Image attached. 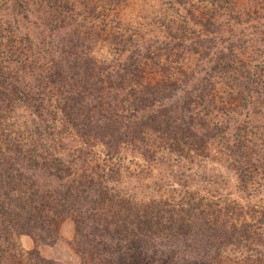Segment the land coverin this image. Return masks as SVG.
Returning <instances> with one entry per match:
<instances>
[{
    "label": "trees",
    "instance_id": "1",
    "mask_svg": "<svg viewBox=\"0 0 264 264\" xmlns=\"http://www.w3.org/2000/svg\"><path fill=\"white\" fill-rule=\"evenodd\" d=\"M123 1L100 2L107 6ZM209 1L201 24L194 28L188 19L179 22L166 48L167 56L177 53L181 58L190 51L203 63L194 70L169 66L156 78L146 72L149 62L133 53L117 68L94 57L77 0H0V11L13 19H32L38 13L35 39L42 35L39 48L28 33L19 37L0 25V264H8L3 252L12 248L15 236L45 240L44 231L53 232L66 218L89 227L94 254L107 257V262L118 256L120 264H221L222 252L231 245L254 249L255 237L242 220L227 221L205 202L178 209L161 201L123 199L109 187L107 168L87 167L92 165L89 154L99 147L112 160L125 145L142 144L154 155L160 147L199 150L217 138L226 141L239 178L248 183L254 164L246 126L232 130L229 123H216L211 128L200 111L213 112L218 75L232 77V109L244 112L262 105L264 54L237 65L242 46L236 47L231 36L252 28V35L264 36V16L251 25L233 8L227 12L233 21L222 26L217 19L224 0ZM260 3L264 11V0ZM258 14L254 8L248 15ZM116 99L120 106L113 103ZM21 108L32 111L40 123L19 137L8 120ZM195 119L204 131L195 128ZM62 133H76L79 143L66 147ZM60 145L67 149L64 155ZM29 255L28 264L46 262L37 250Z\"/></svg>",
    "mask_w": 264,
    "mask_h": 264
},
{
    "label": "rangeland",
    "instance_id": "2",
    "mask_svg": "<svg viewBox=\"0 0 264 264\" xmlns=\"http://www.w3.org/2000/svg\"><path fill=\"white\" fill-rule=\"evenodd\" d=\"M100 1L77 0V10L80 20L89 28V36L94 44L92 54L101 63L117 68L133 53L149 62L145 66L146 72L148 76L156 78L169 66L194 70L203 63L199 54L190 51L181 58L177 53L167 56L166 48L170 32L179 27V22L188 19L194 28L197 26L195 24H201L202 13L211 6L209 0H124L117 5L107 6ZM259 4L260 0H224L220 9L221 16L217 20L222 26H227L233 21L227 12L237 8L242 21L258 25L262 20L260 16H264L263 7ZM254 8L259 12L255 18L248 15ZM90 10L95 11L90 13ZM2 11L0 25L4 24L6 29L9 27L19 37L28 33L34 37L36 46L41 48L39 40L42 35L35 39L40 32L35 18L38 13L32 19H25L22 15L13 19L4 9ZM253 32L252 28L246 33L239 32L231 36V42L236 47L242 46L237 49V65L255 61L261 53L264 54V36L252 35ZM158 61L162 63L160 66L156 63ZM215 82L218 100L211 106L213 112H209V108L200 112L211 128L216 123H229L232 130L242 124L246 126V129L243 127L247 131L244 135L247 136L248 151L252 154L254 164L253 170L247 171L251 176L247 184L238 176L235 159L226 141L217 138L211 139L208 146L199 150L176 152L160 147L152 151L154 155L145 151L142 144H129L112 160L99 147L89 154L88 160L92 165L87 167L98 166L102 172L107 168L111 172L109 187L123 199L140 203L161 201L178 209L187 203L205 202L206 206H213L227 221L242 220L249 225L255 237L254 249L231 245L222 252L221 264H264V100L258 109L246 110L250 116L245 118L246 111L239 112L235 107L232 109L236 103H228L232 77L218 75ZM262 84L259 93L261 100L264 99V79ZM256 98L257 93L253 100ZM117 101L113 100V103L119 105ZM195 121V128L204 131L203 125ZM36 123H40L37 116L25 108L16 110L8 120L10 130L19 137L25 136L27 129L33 130ZM60 129L59 126L56 131ZM64 136L62 133L66 147L79 143L76 133ZM152 137L157 142V138L154 135ZM59 147L60 154L67 153L66 148L61 145ZM38 178L47 181L42 174ZM44 233L45 240L31 235L15 236L12 248L3 252V258L8 264H28L31 257L29 254L37 250L48 264H120L118 256L107 262V257L94 254L96 251L92 247L93 240L89 238V227L80 228L72 218L62 220L53 232L48 230ZM93 255L94 261L91 260Z\"/></svg>",
    "mask_w": 264,
    "mask_h": 264
}]
</instances>
